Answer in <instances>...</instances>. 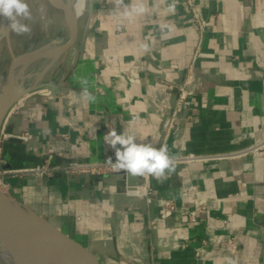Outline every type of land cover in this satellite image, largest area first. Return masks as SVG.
Segmentation results:
<instances>
[{
  "label": "crops",
  "instance_id": "crops-1",
  "mask_svg": "<svg viewBox=\"0 0 264 264\" xmlns=\"http://www.w3.org/2000/svg\"><path fill=\"white\" fill-rule=\"evenodd\" d=\"M135 2L90 1L74 44L6 115L0 170L41 165L50 150L59 167L115 161L112 129L200 158L149 174L146 195L127 194L122 171L62 168L3 173L2 189L98 264H225L230 238L236 264H264V148L251 150L264 138V0H143V14L125 16ZM190 65L194 93L168 127L178 95L168 85ZM82 78L94 103L80 99ZM144 181L127 172V185Z\"/></svg>",
  "mask_w": 264,
  "mask_h": 264
},
{
  "label": "water",
  "instance_id": "water-1",
  "mask_svg": "<svg viewBox=\"0 0 264 264\" xmlns=\"http://www.w3.org/2000/svg\"><path fill=\"white\" fill-rule=\"evenodd\" d=\"M90 1L91 0H87V5L90 4ZM63 10L64 13L71 19V31L66 41L56 47L52 64H54L62 53L74 44L78 36V19L73 17L72 12L68 7H65ZM38 51H40V49L22 52L21 54L14 55L10 58L6 74L4 75V89H2L0 93V99L3 101L0 105V130L12 105L22 96L42 85V83H39L30 87L28 86L29 82L25 85L22 84L23 82H20L17 84L20 87L18 91L14 92V89H10L14 79L15 68L20 57L30 55ZM39 57L41 58L45 56L40 54ZM23 207L32 214L43 219L45 223H47L61 236L71 240L82 252L86 254L91 264H98L95 258L79 242L54 227L45 217L35 213L27 205L10 197V195L0 188V228L3 233L5 243L14 255L18 264H71L62 259L56 258L58 253L55 248L51 244L44 243L42 239L39 238L33 229L32 224L23 216L20 209Z\"/></svg>",
  "mask_w": 264,
  "mask_h": 264
},
{
  "label": "clouds",
  "instance_id": "clouds-1",
  "mask_svg": "<svg viewBox=\"0 0 264 264\" xmlns=\"http://www.w3.org/2000/svg\"><path fill=\"white\" fill-rule=\"evenodd\" d=\"M118 5L123 4V0H116ZM124 15L131 17L133 14L140 15L146 11L143 0H136L130 6L125 5ZM174 10V5L169 7V11ZM0 17L9 23L5 28L0 25V33L10 31L18 36L31 33V27L27 23L32 19V12L28 0H0ZM147 49V45H143ZM82 85L80 99L86 103H94L96 96L89 91L87 79H81ZM104 142L115 151V162L111 157L107 163L116 171L124 170L132 175L150 174L160 180L168 173L175 170V160L169 154L166 145L154 148L150 144H137L136 136L130 132L117 133L115 129L110 130L103 136ZM119 145V147H117Z\"/></svg>",
  "mask_w": 264,
  "mask_h": 264
},
{
  "label": "bare ground",
  "instance_id": "bare-ground-1",
  "mask_svg": "<svg viewBox=\"0 0 264 264\" xmlns=\"http://www.w3.org/2000/svg\"><path fill=\"white\" fill-rule=\"evenodd\" d=\"M33 2L37 3L36 12L40 11L43 13L48 7H50L54 9V11L60 14V26L65 32L64 41H66L71 31V19L68 15L64 13L63 9L65 7H68L72 12L73 17L77 18L81 14H83L84 11L86 10L87 0H33ZM56 47L57 46L52 48H47L46 50L41 49L40 51L35 52L33 54L20 57L15 68L14 79L10 89L11 90L14 89V92L20 89V87L17 85L18 81L20 80V78H22L23 75H25V71L28 69V67L40 59L39 55L43 54L45 56L44 59L46 60L49 59L50 61L47 62L46 60H44V62L46 61L47 63L43 64L41 69L38 70V72H36L31 78H29L30 82L28 86L32 87L41 83L43 75L46 73L48 68L52 66ZM18 54L21 53L13 52L11 54V57ZM23 81L24 80H22L21 82ZM4 83H5V77L3 79H0V93L1 90L4 89ZM2 103L3 101L2 99H0V105ZM20 209L25 219L32 224L33 229L35 230L39 238H41L44 243L51 244L55 248L56 252L58 253L56 258L62 259L71 264H90L86 254L82 252L71 240L61 236L54 229H52L47 223H45L43 219L32 214L26 208L23 207ZM0 264H18L14 255L11 253V251L9 250V248L5 243L1 228H0Z\"/></svg>",
  "mask_w": 264,
  "mask_h": 264
},
{
  "label": "built area",
  "instance_id": "built-area-1",
  "mask_svg": "<svg viewBox=\"0 0 264 264\" xmlns=\"http://www.w3.org/2000/svg\"><path fill=\"white\" fill-rule=\"evenodd\" d=\"M197 20V17H196ZM169 89H176L178 92L177 99L175 102L174 107L171 110L170 118L168 127H171L173 124V121L175 117L185 110L187 105V100L189 97H191L194 93V73H193V67L190 65L186 71H185V77L181 84L179 85H168ZM11 135H8L6 133L0 132V139L1 138H7ZM30 135L28 133H24L20 135V137L28 138ZM264 148V138L258 141L255 145L251 147V150H262ZM52 150L49 151L48 159L52 155ZM174 157L175 163L178 161L183 160H194L198 159L200 157L194 156V155H182V156H172ZM46 160L41 165H36L34 167L29 168H22V169H9V170H0V175L3 173H33L35 175H50L54 170L62 168L66 173L69 174H81V173H90V174H100V173H106L110 171H116L112 168L110 164H108L106 161H93V162H79V161H71L64 165L63 167H59L57 165H52L49 163V160ZM115 162V161H113ZM123 172V179L125 181V187L124 191L129 195H139V194H148V185H147V179L149 174L141 175L143 179L145 180L143 184L139 185H127L126 179H127V172L124 170H121ZM0 188L2 189V183L0 181ZM3 190V189H2ZM170 205L169 203H167ZM171 206V205H170ZM190 217L193 220L194 218V212L190 213ZM236 253H237V246L235 243L234 238H230L226 242L225 251L223 254V260L225 264H236Z\"/></svg>",
  "mask_w": 264,
  "mask_h": 264
},
{
  "label": "rangeland",
  "instance_id": "rangeland-1",
  "mask_svg": "<svg viewBox=\"0 0 264 264\" xmlns=\"http://www.w3.org/2000/svg\"><path fill=\"white\" fill-rule=\"evenodd\" d=\"M28 3L32 12V19L27 21L31 27V33L23 36H18L10 31H4L3 33H0V79H3L4 75L6 74L11 54L13 52L22 53L35 49L46 50L47 48L60 45L65 40V32L60 26V14L50 7H48L43 13L40 11L36 12L37 3L33 2V0H28ZM82 15L83 14L77 17L78 21ZM8 23L9 22L6 19L0 17V25H5V27H7L6 24L8 25ZM44 60L46 59L41 57L38 61L29 66L25 71V75L20 78L18 83H20L22 80H24L22 83L23 85H25L27 82H30L29 78L38 72L43 64L50 61L48 59L46 60L47 62H44ZM54 64L48 68L46 73L50 71Z\"/></svg>",
  "mask_w": 264,
  "mask_h": 264
}]
</instances>
